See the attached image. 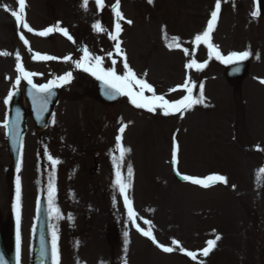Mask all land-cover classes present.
I'll use <instances>...</instances> for the list:
<instances>
[{"label":"rangeland","instance_id":"374dc122","mask_svg":"<svg viewBox=\"0 0 264 264\" xmlns=\"http://www.w3.org/2000/svg\"><path fill=\"white\" fill-rule=\"evenodd\" d=\"M233 1L239 4L234 5ZM112 2L115 0H105V7L99 9L95 0H89L85 11L83 0H26L25 19L30 27L40 31L60 22L70 35L76 36L73 43L63 39L59 32L46 37L27 32L11 15V11L18 10L17 0H0V52L11 53L0 55V133L4 121L1 118L3 108L7 107L4 100L10 91L26 84L22 80L18 87H14L15 78L19 75L16 71L17 51L26 70L42 74L33 77L35 83H46L54 76L71 70L78 74V80L68 87L70 90L62 91L58 107V112L61 109L60 123L67 129L62 141L39 140L33 131L28 133L19 170L25 194L20 214L22 231L28 239L29 229L33 228L36 200L41 193L42 185L40 189L39 185L54 177L58 197H61L58 208L64 218L56 220L52 217V228L55 226L57 230L58 225L59 231L69 215L80 216L79 220L84 223L91 221V228L96 224L94 236L93 231L85 237L79 230L84 241H78L80 248L76 255L82 257L84 264H125V260L127 264H199L200 261L204 264H261L264 238V173L260 171L264 168V84L260 81L264 79V19L259 22L250 19L249 14L255 10L253 0H222L221 25L214 44L228 53L251 51L250 75L242 88L234 90L221 75V63L208 61L211 63L205 73L206 79L192 78L196 96L203 84L206 106H194L184 113L183 118L179 113L166 117L160 111L150 113L138 109L129 99L114 107L98 105L94 81L89 78V83H78L82 78L79 70L72 67L70 61L62 59L67 55L74 60L79 59L85 46L99 50L111 47L108 39L112 40L108 34L94 31L92 25L99 20L108 32H114L115 17L109 11ZM120 3L125 18L121 21L120 40L125 43L130 67L141 76L148 73L147 69L149 78L162 86V90L175 83L183 84L188 70L185 64L191 57H185L181 49L170 50L166 46L164 32H167L169 42L171 37H179L183 47L192 52L191 41L205 29L208 11L213 10L215 0H153L152 4L147 0H120ZM126 20L133 23L129 25ZM21 33L29 41L28 46L20 40ZM201 46L204 51L205 46ZM37 52L56 56L61 61L33 60L32 56ZM256 53H259V59ZM202 54L195 52L198 62L205 61L200 59ZM158 93L163 92L158 90ZM169 94L163 95L168 97ZM93 103L100 107V115L92 106L89 107ZM94 114L100 119V125L91 120L95 118ZM83 115L89 124L99 125L92 126H98L95 129L97 137H73L72 130L81 127ZM124 124L127 127L120 134L119 128ZM174 128L176 131L172 133ZM115 130L121 135V146L131 150L128 152L130 155H124L120 170L126 178L128 165L131 164L133 169L127 195L137 214L135 224L128 218L124 197L114 184L116 169L112 159L120 158ZM172 139L178 140L180 160L173 168L170 167ZM0 144L4 145L3 137H0ZM45 150L48 156L52 155L64 165L62 169L70 166V172L67 174L64 170L59 176L57 165L53 169L45 160ZM90 151L93 157L89 155L92 161L89 175L97 179L101 187H108L111 194L105 206L102 194L96 196L98 189L83 184L86 182L83 158ZM98 151L107 155L102 162ZM9 161L6 147L0 146V177L3 182L0 204L5 217L9 210L5 179ZM97 161L100 170L92 173ZM78 163L81 166L75 182L78 184L74 183L79 203L76 206L68 198L64 182ZM96 173H100L99 176ZM178 173L201 178L208 174H222L229 178V184L217 183L203 188L183 182ZM88 193H94V197ZM85 206L93 207L90 208V216ZM144 220H150L151 225L144 224ZM114 221L121 227L122 239H125V232L128 233L126 253L125 241H111L110 244L106 241L109 236L105 226L108 223L113 225ZM136 224L145 230L151 226L161 244L172 246L171 240L177 239L184 248L198 253L207 246L208 240L215 239L217 235L221 239L207 257L198 255L193 261L179 251L163 252L137 231ZM76 249L72 248V255ZM70 252L71 245L67 248L63 242V248L59 250L60 264L72 262Z\"/></svg>","mask_w":264,"mask_h":264},{"label":"snow or ice","instance_id":"6c2138e0","mask_svg":"<svg viewBox=\"0 0 264 264\" xmlns=\"http://www.w3.org/2000/svg\"><path fill=\"white\" fill-rule=\"evenodd\" d=\"M18 2V10L11 11V15L15 18L18 26H22L23 29L27 30L29 33H34L35 35L46 37L50 33L59 32L63 36L67 37L69 41L75 43V40L72 35L69 34V30L65 27H61V23L57 22L53 26H49L43 30L36 31L26 22L25 19V8H26V0H17ZM89 0H83L82 7L87 11V5ZM149 4L153 3V0H147ZM96 6L99 9H103L105 7V0H95ZM221 3L222 0H215L214 10L210 13V18L207 21L206 28L199 34H196L191 41L193 45V51L190 52L188 47H183V43L180 41L179 37L173 36L169 42V37L167 36V32H164V39L167 42L166 46L171 49H181L185 57H191L189 61L185 64L186 69H195L196 71H202L208 64V60L203 62H198L195 58V49L199 48L201 45L206 46L208 50L209 59L215 58L216 60L221 61L222 63L233 64L236 62L247 60L250 56L253 55L251 51H231L227 55L223 54L220 50V47L212 42V33L215 30L219 14L221 12ZM5 10L8 8L5 6ZM111 11L114 14L115 22H114V32H108V30L102 27L101 22L99 20L96 21L92 25L93 30L96 32H106L109 38L115 42L114 48L115 53L123 57V69L122 73H118L116 64L117 61L112 59L113 53H107V57L111 59V66L105 67L104 61L105 57L95 55L93 52L89 51V49L85 46L82 49L83 55L79 59H73L71 55L64 56L62 59L65 62L70 61L75 69L82 70L85 73H89L91 76L95 77L98 81L103 82L105 85V95L109 98H115L117 95L126 96L129 98V101L132 105H134L138 109H144L150 113H156L157 111L162 112L164 116H169L173 114L179 113L181 118H183L184 113L192 110L194 106L197 105H205V94H204V86L201 84L199 86V95H193V88L196 86L191 78H186L183 84L177 85L171 89L169 92H176L178 89H183L186 92L179 99H166L165 95H157L156 90L153 85L148 83L146 79L143 77L147 76V73H144L142 77H138L136 72L130 67L127 62L126 54L121 48L122 41L120 40V34L122 32L121 21L125 20L123 13L121 11L120 0H115V2L111 5ZM260 15V10L257 8L251 12V16L256 18ZM126 23L131 25L133 23L132 20H126ZM20 40L23 41L25 46L29 45V41L25 38L24 34H20ZM31 52V48L28 49ZM2 56L11 55V53L4 51L0 52ZM256 58L259 59V53L255 54ZM33 60H43V61H51L61 59L52 55H42L39 52L35 53L32 56ZM16 59V71L19 75L15 78L14 87H18L21 84V81H26L28 85H30L29 95L32 98L33 105L38 107L39 112L43 113L47 110L48 102L50 97L53 95L54 88H60L65 85H68L73 80V72L67 71L63 75L54 76L52 79L48 80L46 83H34L33 77L38 74L32 71H28L25 69L22 58L17 51L15 53ZM264 84V79L260 81ZM151 93V95H145V93ZM14 93L9 92L7 98L4 100L5 104H8L12 99ZM206 106V105H205ZM20 113L17 112V121H19ZM4 126L9 127V123L7 120L4 121ZM13 127H16L14 125ZM127 125L124 124L119 128V133L123 134ZM117 149L120 151V158L113 159V165L116 169L115 173V181L114 184L118 188L119 193L124 197V204L128 210V218L135 224L137 219V214L133 209L132 201L129 199L127 195V190L131 187L133 169L131 164L127 167V177L124 178L121 173V164L123 161V157L126 153L130 152L129 148H124L121 146V135H117L116 137ZM23 145L21 144V148ZM179 153V144L178 142L173 141V148L171 153V163L173 165H177L179 163L178 160ZM50 161V166L54 169L56 165L60 163L58 159H54L52 155L48 156ZM20 164H17V170L19 171ZM261 173H264V168H262ZM185 181L191 182L193 185H198L203 188H209L217 183L228 185L229 178L222 174H209L203 178L184 175L182 177ZM235 188V185H232ZM56 194L57 188L55 184L54 177L49 178V183L47 187V198H48V214L51 217H54L56 220L63 219L64 217L61 214L60 209L56 206ZM16 205L15 210L17 214V240H16V261L17 264L20 262V254H21V236H20V208H21V181L20 177H17L16 181ZM69 220H72V216L67 217ZM150 220H144V224L151 225ZM137 231H139L145 237H148L158 248H160L165 253H172L174 251H179L191 258V260L196 261L198 255L202 257H207L210 252L215 248L217 241L221 239L219 235L215 236V239H210L206 242V247L198 252L190 251L184 248L180 241L177 239L171 240L172 246H166L165 244H161L157 241L155 235L153 234V228L150 226L147 230L140 227L139 224H136ZM125 253L127 252V236L128 233L125 232ZM59 237L57 235V230L55 226H53L52 231V259L53 264H60V253L58 248ZM174 246V247H173ZM43 254V251H42ZM0 264H5V261L2 256H0ZM79 264V262H78ZM125 264L127 261L125 260ZM199 264H204L203 261H200Z\"/></svg>","mask_w":264,"mask_h":264},{"label":"water","instance_id":"95a60500","mask_svg":"<svg viewBox=\"0 0 264 264\" xmlns=\"http://www.w3.org/2000/svg\"><path fill=\"white\" fill-rule=\"evenodd\" d=\"M3 239H4V236H3V234H2V232L0 230V240L3 241ZM11 257H12V254H11Z\"/></svg>","mask_w":264,"mask_h":264}]
</instances>
